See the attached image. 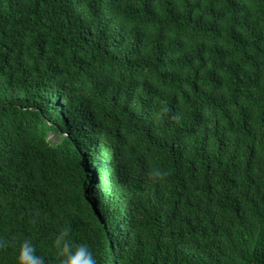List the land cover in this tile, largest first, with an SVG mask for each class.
<instances>
[{"label": "trees", "instance_id": "obj_1", "mask_svg": "<svg viewBox=\"0 0 264 264\" xmlns=\"http://www.w3.org/2000/svg\"><path fill=\"white\" fill-rule=\"evenodd\" d=\"M64 228L97 264H264V0H0V264H61Z\"/></svg>", "mask_w": 264, "mask_h": 264}, {"label": "clouds", "instance_id": "obj_2", "mask_svg": "<svg viewBox=\"0 0 264 264\" xmlns=\"http://www.w3.org/2000/svg\"><path fill=\"white\" fill-rule=\"evenodd\" d=\"M171 172L159 166L148 169L147 178L154 183H165ZM54 245L61 256V264H97L88 243L73 244L70 237V229L59 231L54 239ZM7 247V241L0 238V249ZM18 264H45L43 256L39 255L32 239L25 238L20 243L17 256Z\"/></svg>", "mask_w": 264, "mask_h": 264}, {"label": "rangeland", "instance_id": "obj_3", "mask_svg": "<svg viewBox=\"0 0 264 264\" xmlns=\"http://www.w3.org/2000/svg\"><path fill=\"white\" fill-rule=\"evenodd\" d=\"M49 138L55 142L59 140V136L56 132H51Z\"/></svg>", "mask_w": 264, "mask_h": 264}]
</instances>
